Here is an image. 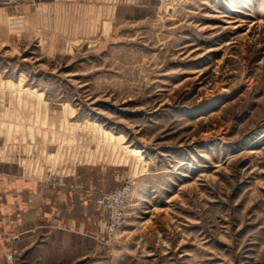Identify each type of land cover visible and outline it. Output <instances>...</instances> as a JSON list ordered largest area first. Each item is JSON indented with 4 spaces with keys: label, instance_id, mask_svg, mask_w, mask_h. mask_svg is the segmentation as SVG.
<instances>
[{
    "label": "rangeland",
    "instance_id": "obj_1",
    "mask_svg": "<svg viewBox=\"0 0 264 264\" xmlns=\"http://www.w3.org/2000/svg\"><path fill=\"white\" fill-rule=\"evenodd\" d=\"M107 1L96 34L0 38V160L82 223L15 264H264V0Z\"/></svg>",
    "mask_w": 264,
    "mask_h": 264
},
{
    "label": "crops",
    "instance_id": "obj_2",
    "mask_svg": "<svg viewBox=\"0 0 264 264\" xmlns=\"http://www.w3.org/2000/svg\"><path fill=\"white\" fill-rule=\"evenodd\" d=\"M106 1L0 0V38L14 32L31 33L43 26L66 34L71 17L75 34L86 35L87 23L94 26L96 34L102 25ZM70 209L68 189L48 185L45 177L31 175L18 161L0 160V264H6L5 254L13 246L20 249L25 234L41 228H80L82 223L72 221Z\"/></svg>",
    "mask_w": 264,
    "mask_h": 264
},
{
    "label": "built area",
    "instance_id": "obj_3",
    "mask_svg": "<svg viewBox=\"0 0 264 264\" xmlns=\"http://www.w3.org/2000/svg\"><path fill=\"white\" fill-rule=\"evenodd\" d=\"M130 188L129 185L116 193L105 199V205H107L108 210H110L111 218L113 222L117 225L120 224L121 220H124L123 211H125V206H121L124 200H126L129 194ZM19 253V248L17 246H13L6 254V264H15L17 254Z\"/></svg>",
    "mask_w": 264,
    "mask_h": 264
}]
</instances>
